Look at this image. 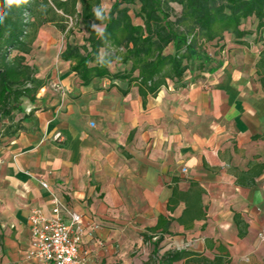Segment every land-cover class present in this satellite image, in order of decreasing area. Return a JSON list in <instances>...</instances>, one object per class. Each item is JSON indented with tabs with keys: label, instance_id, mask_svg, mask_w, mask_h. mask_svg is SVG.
Instances as JSON below:
<instances>
[{
	"label": "crops",
	"instance_id": "obj_1",
	"mask_svg": "<svg viewBox=\"0 0 264 264\" xmlns=\"http://www.w3.org/2000/svg\"><path fill=\"white\" fill-rule=\"evenodd\" d=\"M114 1L100 6L107 12ZM251 30L247 46L225 35L182 79L142 97L134 83L83 85L71 71L60 55L84 44L80 20L68 35L41 27L30 64L45 86L26 112L35 110L13 136L0 123V264H43L32 255L28 218L32 209L50 216L52 195L82 217L78 264H147L157 239L159 257L185 250L239 263L264 217V172L251 187L236 183L249 163L264 162V140L253 139L264 134L255 69L264 39ZM191 187L202 195H187ZM235 214L247 224L243 238Z\"/></svg>",
	"mask_w": 264,
	"mask_h": 264
},
{
	"label": "trees",
	"instance_id": "obj_2",
	"mask_svg": "<svg viewBox=\"0 0 264 264\" xmlns=\"http://www.w3.org/2000/svg\"><path fill=\"white\" fill-rule=\"evenodd\" d=\"M97 6L100 0H28L26 4L7 8L4 0H0V9L7 13L0 24V123L8 122L3 126V135L13 136L24 129L23 122L35 110L27 113L24 104L34 103L45 86V81L37 77L36 67L29 62L39 30L44 25H54L59 32L68 35L71 31L68 18L75 23L80 20L88 33L84 44H67L60 55L71 63V71L83 85L95 78L126 81L128 87L134 83L142 97L154 95L166 79H182L195 62L207 54L206 46L222 41L225 35L232 37L235 44L247 46L244 38L253 31L244 28V24L251 18L256 21L255 42L264 39V0H115L110 11L101 8L103 19H96L93 13ZM134 20L140 24H135ZM92 24H103L101 33L96 32ZM262 46L255 69L264 86V41ZM103 49L105 54L100 58ZM115 61L129 69L111 73L108 66ZM253 139L264 140V134ZM263 172L264 162L249 163L248 172L237 176L236 183L251 187ZM202 193V189L191 187L187 195L199 198ZM233 219L239 238H243L247 224L238 214ZM159 226L160 221L150 231ZM160 242L161 239H157L154 243L155 251L149 262H229L228 255L209 259L185 250L168 251L159 257L156 247Z\"/></svg>",
	"mask_w": 264,
	"mask_h": 264
},
{
	"label": "built area",
	"instance_id": "obj_3",
	"mask_svg": "<svg viewBox=\"0 0 264 264\" xmlns=\"http://www.w3.org/2000/svg\"><path fill=\"white\" fill-rule=\"evenodd\" d=\"M72 27V18H68ZM186 172V169H183ZM42 187L48 189L46 183ZM32 255L43 264H78L79 246L83 232L82 217L69 209L55 195L51 199L50 216L41 209H32L28 218ZM264 241V232L260 233Z\"/></svg>",
	"mask_w": 264,
	"mask_h": 264
},
{
	"label": "rangeland",
	"instance_id": "obj_4",
	"mask_svg": "<svg viewBox=\"0 0 264 264\" xmlns=\"http://www.w3.org/2000/svg\"><path fill=\"white\" fill-rule=\"evenodd\" d=\"M256 21L251 18L246 21L244 28L254 29ZM72 25L75 27V21L72 22ZM264 37V32H262ZM250 42L252 39L249 40ZM252 43V42H251ZM209 45V44H208ZM207 47V46H206ZM37 51H33L30 54L29 62L37 60ZM25 111L28 110V103L24 104ZM20 117H17L18 119ZM264 217L260 219L259 229L257 228L254 235L249 238V241L246 242L248 250L246 253L241 254V261L237 264H264V241L260 238V233L264 232ZM260 232V233H259ZM249 251V252H248Z\"/></svg>",
	"mask_w": 264,
	"mask_h": 264
},
{
	"label": "clouds",
	"instance_id": "obj_5",
	"mask_svg": "<svg viewBox=\"0 0 264 264\" xmlns=\"http://www.w3.org/2000/svg\"><path fill=\"white\" fill-rule=\"evenodd\" d=\"M28 3V0H4L5 7L10 8L12 5L19 6L21 4ZM43 7V6H42ZM110 11V8H109ZM93 13L96 17V19H103L104 17L101 14V6H97L93 9ZM7 13L3 11V9H0V24H2L6 18ZM92 28L96 29L97 26L95 24H92Z\"/></svg>",
	"mask_w": 264,
	"mask_h": 264
}]
</instances>
